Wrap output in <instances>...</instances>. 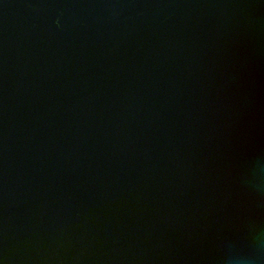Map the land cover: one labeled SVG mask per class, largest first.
Instances as JSON below:
<instances>
[{
	"label": "water",
	"instance_id": "obj_1",
	"mask_svg": "<svg viewBox=\"0 0 264 264\" xmlns=\"http://www.w3.org/2000/svg\"><path fill=\"white\" fill-rule=\"evenodd\" d=\"M0 264H264V0H0Z\"/></svg>",
	"mask_w": 264,
	"mask_h": 264
}]
</instances>
